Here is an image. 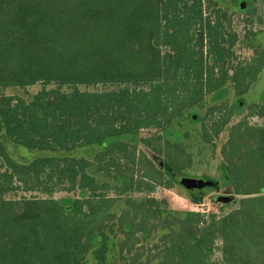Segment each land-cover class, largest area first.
Listing matches in <instances>:
<instances>
[{"label":"trees","instance_id":"1","mask_svg":"<svg viewBox=\"0 0 264 264\" xmlns=\"http://www.w3.org/2000/svg\"><path fill=\"white\" fill-rule=\"evenodd\" d=\"M236 41L227 12L214 0H0V264H82L91 239L104 242L113 220L124 236L121 253H130L127 243L137 233L159 227L160 264H213L207 257L216 239L222 264H264V126L243 119L229 127L221 157L241 197L220 218L165 213L149 195L156 186H170L160 162L141 161L135 144L114 141L154 129L158 134L141 144L174 172L187 167L183 145L161 133L227 82L235 96L247 94L264 69V46L240 62L234 60ZM38 82L43 87L29 101L3 93ZM97 85L108 89H78ZM248 110L264 117V103ZM231 114L225 103L209 106L201 140L213 143ZM3 134L29 150L102 149L92 161L48 156L18 164ZM90 167L121 184L97 182ZM58 188L89 195L67 206L52 197L6 198L15 190L51 195ZM108 190L144 195L127 197L116 217Z\"/></svg>","mask_w":264,"mask_h":264},{"label":"rangeland","instance_id":"2","mask_svg":"<svg viewBox=\"0 0 264 264\" xmlns=\"http://www.w3.org/2000/svg\"><path fill=\"white\" fill-rule=\"evenodd\" d=\"M228 14V20L232 30L237 35V41L233 47L235 61H247L253 55V50L264 46V1L262 0H214ZM154 44L163 50L161 41L155 40ZM43 84L38 82L25 88H6L3 93L6 95H17L26 100H30L33 95L41 90ZM47 89L55 88L54 84L45 86ZM80 91H103L108 86H78ZM62 91L71 90L69 86L61 87ZM225 103L232 109L229 124L222 130L218 137L211 144H206L201 140V119L205 110L212 105ZM252 103H264V69L259 73L257 80L251 85L247 94L237 97L233 93L231 83L227 82L220 89L205 96L199 106L186 110L182 117L175 119L166 130L161 133L163 139L171 143H181L186 154L190 157V163L180 172H174L168 162L161 156L154 158V153L141 144L144 137H152L158 134L154 129L142 130L140 133L131 136L116 138L135 144L139 153L144 159L160 162V170L169 188L156 186L149 194L161 203L165 213L184 215L186 211H195L203 214L206 219L214 216L220 218L229 211L238 207L241 195L234 192L232 181L228 176L225 164L221 157V148L228 138L229 127L243 119L249 125L264 126V117L249 115L248 106ZM5 149L11 159L18 164H26L38 157H73L85 158L92 161L95 154L102 148L97 145L75 148L71 151H38L29 150L13 143L4 134L2 137ZM97 182H108L110 185H120L121 180L111 181L104 178L101 173H97L94 167L87 169ZM144 172V170H143ZM183 179H194L201 182V186L196 189H188L182 183ZM104 194L115 199L111 212L116 217L125 209L127 197L140 200L142 193H123L118 196L113 190H108ZM85 189H75L73 191L53 190L51 195L37 191L23 192L15 190L6 194V198L18 200L21 197H52L62 205H69L75 198L83 199L88 196ZM192 195L199 198V203H194ZM128 230V226L124 227ZM164 231L156 227L150 232H139L134 238L128 241L131 251L128 254L120 252V245L124 239L123 233L119 231L116 220L111 221L104 231V242L97 236L91 239V250L86 255L82 264H160L162 254L158 240ZM105 246L103 253H100L101 246ZM102 257V261L100 260ZM208 260L213 264H222L221 241L216 239L212 246V251L208 255Z\"/></svg>","mask_w":264,"mask_h":264},{"label":"water","instance_id":"3","mask_svg":"<svg viewBox=\"0 0 264 264\" xmlns=\"http://www.w3.org/2000/svg\"><path fill=\"white\" fill-rule=\"evenodd\" d=\"M182 183L188 189H196L202 185L199 180H194V179H183Z\"/></svg>","mask_w":264,"mask_h":264}]
</instances>
